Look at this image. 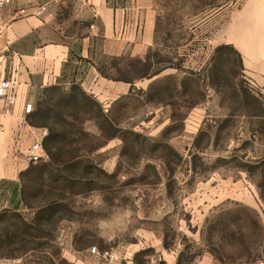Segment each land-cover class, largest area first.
<instances>
[{
  "label": "rangeland",
  "instance_id": "obj_1",
  "mask_svg": "<svg viewBox=\"0 0 264 264\" xmlns=\"http://www.w3.org/2000/svg\"><path fill=\"white\" fill-rule=\"evenodd\" d=\"M156 1L155 44L143 57L98 50L101 69L111 77L135 82L163 73L148 90L133 88L114 107L120 127L140 137L129 136L124 144L101 138L90 121L85 125L97 136L90 144L102 143L91 158L108 174L118 169L117 177L100 175L73 195L55 230L31 231L41 247L0 264H96L89 252L94 246L117 251L122 264H172L164 252L175 255L176 264H264V200L257 173L248 167L264 158V84L248 70L264 63L255 59L258 38L246 35L256 23L243 19L233 26L228 13L207 20L214 9H230L232 1L240 8L248 0ZM37 8L49 19L34 33L40 43L75 45L87 31L90 19L79 0H11L0 14L10 10L11 24ZM225 41L242 51L243 69L226 67L231 83L216 90L207 76L215 49ZM243 87L262 105L247 104ZM34 214L27 211L26 219ZM7 238L0 223L2 254L10 253Z\"/></svg>",
  "mask_w": 264,
  "mask_h": 264
},
{
  "label": "crops",
  "instance_id": "obj_2",
  "mask_svg": "<svg viewBox=\"0 0 264 264\" xmlns=\"http://www.w3.org/2000/svg\"><path fill=\"white\" fill-rule=\"evenodd\" d=\"M79 4L90 22L86 33L75 45L63 41L40 43L33 37L48 24L43 8L31 9L28 15L11 24H7L10 10L8 14H0L3 16H0V81L10 79L14 83L13 103H8L6 96H0V214L20 213L26 218L27 211H34L23 200L21 173L34 164L26 157L27 148L36 141L43 142L49 130L31 124L34 110L26 112L25 107L31 104L35 109L45 88L61 86L70 89L78 85L97 100L106 113H113L114 107L133 88L146 91L163 75L160 72L135 82L115 80L101 73L98 61L99 49L101 54L109 56L143 57L147 53L156 39L159 15L156 0H79ZM231 5L230 9L222 6L210 11L207 20L228 13L233 26L239 25L243 19L256 23L246 35L258 38V48L254 52L255 57L257 54L260 57L255 59L264 60V0H248L240 8H236L235 1ZM225 42L236 45L233 41ZM25 43L24 49L22 45ZM218 44L221 43L213 47ZM237 50L242 52L239 48ZM248 70L259 84H264V63L250 65ZM163 255L172 259V264L177 263L175 255L168 252ZM21 256L0 253V259ZM197 264H205V261Z\"/></svg>",
  "mask_w": 264,
  "mask_h": 264
},
{
  "label": "trees",
  "instance_id": "obj_3",
  "mask_svg": "<svg viewBox=\"0 0 264 264\" xmlns=\"http://www.w3.org/2000/svg\"><path fill=\"white\" fill-rule=\"evenodd\" d=\"M226 50L232 53L225 54ZM211 61L212 67L207 77L211 87L216 90L223 83H231V77L225 75L226 67L237 64L239 69H243L242 57L232 44L218 46ZM101 73L115 80L133 82L125 76L111 77L102 69ZM230 73L233 77L238 75L233 69H230ZM241 91L246 95L247 104L262 105L260 98L245 87ZM115 118L113 113H106L100 103L78 85H73L70 89L50 86L43 90L30 123L49 130L42 142L47 159L31 164L21 173L23 200L28 208L34 210V217L29 222L20 213L0 214V223L5 227V234L10 239L8 242L11 246V256L24 255L41 247L42 242L34 241H38L39 235L31 231L36 230L37 226L55 230L57 224L66 218L63 214L64 207L67 208V203L73 199V195L81 193L87 186H92L100 175L117 177L118 169L108 174L91 158V153L102 143L90 144L97 136L85 128L86 122L93 121L100 131L101 138H120L124 144L129 141V136H141L139 133L122 129V118ZM125 153L124 145L121 155L124 156ZM248 167L249 172L257 173L260 196L264 200V158ZM31 237L33 239H30ZM262 247L264 248V239Z\"/></svg>",
  "mask_w": 264,
  "mask_h": 264
},
{
  "label": "built area",
  "instance_id": "obj_4",
  "mask_svg": "<svg viewBox=\"0 0 264 264\" xmlns=\"http://www.w3.org/2000/svg\"><path fill=\"white\" fill-rule=\"evenodd\" d=\"M9 2H11V0H0V10L6 7ZM13 91L14 83L12 80L3 79L0 81V96H6L8 103L14 102ZM25 110L26 112H31L34 110V107L28 104ZM44 156L43 144L40 141L32 143L26 150V157L32 163L42 160ZM89 252L95 259L96 264H122V259L119 257L117 251L113 249L101 250L94 246L89 249Z\"/></svg>",
  "mask_w": 264,
  "mask_h": 264
}]
</instances>
